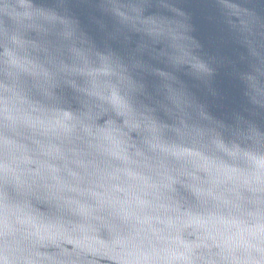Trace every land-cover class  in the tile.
<instances>
[{"label": "water", "instance_id": "water-1", "mask_svg": "<svg viewBox=\"0 0 264 264\" xmlns=\"http://www.w3.org/2000/svg\"><path fill=\"white\" fill-rule=\"evenodd\" d=\"M262 136L264 0H39L0 48V264H264Z\"/></svg>", "mask_w": 264, "mask_h": 264}, {"label": "snow or ice", "instance_id": "snow-or-ice-1", "mask_svg": "<svg viewBox=\"0 0 264 264\" xmlns=\"http://www.w3.org/2000/svg\"><path fill=\"white\" fill-rule=\"evenodd\" d=\"M129 2L133 5H141V4H147L149 2H151V0H129ZM226 3H232L233 0H225ZM137 13H140L139 9H136ZM142 14V13H140ZM42 15L44 16V18L49 21V22H55L57 17L53 16V15H49L48 13H42ZM0 48H2V44H0ZM203 67V66H202ZM146 71H150L151 67L150 64L145 66ZM206 71V69H204ZM74 86V85H73ZM262 140H264V136L261 137Z\"/></svg>", "mask_w": 264, "mask_h": 264}]
</instances>
